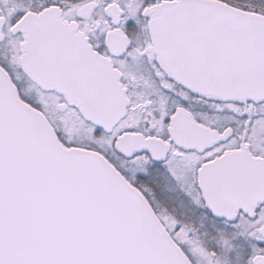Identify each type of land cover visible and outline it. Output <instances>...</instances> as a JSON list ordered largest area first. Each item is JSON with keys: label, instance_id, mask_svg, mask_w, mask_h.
I'll return each mask as SVG.
<instances>
[{"label": "snow or ice", "instance_id": "obj_1", "mask_svg": "<svg viewBox=\"0 0 264 264\" xmlns=\"http://www.w3.org/2000/svg\"><path fill=\"white\" fill-rule=\"evenodd\" d=\"M0 264H264V0H0Z\"/></svg>", "mask_w": 264, "mask_h": 264}]
</instances>
